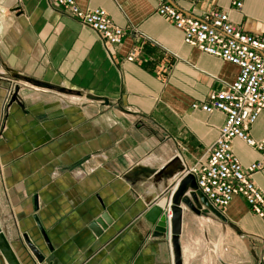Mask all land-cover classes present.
Masks as SVG:
<instances>
[{
	"label": "crops",
	"instance_id": "1",
	"mask_svg": "<svg viewBox=\"0 0 264 264\" xmlns=\"http://www.w3.org/2000/svg\"><path fill=\"white\" fill-rule=\"evenodd\" d=\"M231 2L178 7L197 18L225 10L241 32L264 35V0H245L242 11ZM76 3L105 10L126 31L122 44L109 45L47 0H0V228L21 264H39L24 234L42 264H175L171 234L155 238L146 215L167 201L171 230L169 198L206 160L225 122L192 105L231 86L239 69L186 45L183 32L158 15L156 0ZM248 134L264 142V112ZM233 150L244 165L259 159L240 140ZM174 158L175 169L161 174ZM253 181L264 194V172ZM193 205H180L182 264H264V219L242 198L219 211L223 219ZM0 264H7L1 253Z\"/></svg>",
	"mask_w": 264,
	"mask_h": 264
},
{
	"label": "built area",
	"instance_id": "2",
	"mask_svg": "<svg viewBox=\"0 0 264 264\" xmlns=\"http://www.w3.org/2000/svg\"><path fill=\"white\" fill-rule=\"evenodd\" d=\"M52 1L53 7L99 34L109 45L122 44L126 31L115 25L105 10H83L76 0ZM200 1L156 0L157 13L183 32L186 45L236 66L239 73L227 89L212 92L205 102L192 105L193 110L207 114L222 113L225 122L206 160L187 173L196 178L199 191L218 212L240 197L253 215L264 219V194L253 181L255 175L264 172V142L253 140L248 134L264 112V35L256 37L241 32L225 10L213 9L197 18L185 15L178 7L181 2L196 5ZM244 1L232 0V8L242 11ZM139 51L134 49L128 61L133 62ZM234 140L255 149L259 159L249 165L242 164L234 153Z\"/></svg>",
	"mask_w": 264,
	"mask_h": 264
},
{
	"label": "water",
	"instance_id": "3",
	"mask_svg": "<svg viewBox=\"0 0 264 264\" xmlns=\"http://www.w3.org/2000/svg\"><path fill=\"white\" fill-rule=\"evenodd\" d=\"M19 88L16 89L18 93ZM16 95L13 99L15 101ZM178 162L177 158H174L163 170L161 174H166L171 169H175ZM191 191L190 198L185 197L188 191ZM171 199V213H172V220H171V230L169 225V214H168V202H160L159 205H154L150 211L146 215L147 221L154 226V237H170L173 252H174V263L175 264H182V255H181V247H180V235L182 230V215L183 211L180 208V205L183 203L189 210L195 211V206L193 203L200 208L204 206L207 210L211 211L218 217L222 218L220 212H218L207 200V198L199 191L196 178L192 175L187 173L177 185L176 190L170 196L169 201ZM160 206V207H159ZM35 207H37V199H35ZM223 219V218H222ZM36 222L37 228L43 238L44 243L46 246L52 251L51 242L45 233L38 217H34ZM22 243L27 248V250L33 255L34 259L39 263H44V257L42 256L39 249L36 245L31 241L28 234H24L22 237ZM0 253L5 259L7 264H21L17 255L15 254L11 244L9 243L6 235L0 228Z\"/></svg>",
	"mask_w": 264,
	"mask_h": 264
},
{
	"label": "rangeland",
	"instance_id": "4",
	"mask_svg": "<svg viewBox=\"0 0 264 264\" xmlns=\"http://www.w3.org/2000/svg\"><path fill=\"white\" fill-rule=\"evenodd\" d=\"M47 2H49V5L50 7L52 8L53 5H52V0H47ZM19 84L23 85V86H27L29 88H38V89H41V90H45V91H50V92H54V93H57L59 95H65V96H75V97H79L80 94L82 93H77L75 91H72L70 89H60L58 87H53V86H50L48 84H38V83H26L23 81H18ZM18 84L17 87L20 88V85ZM15 92V89H13V87H11V93H14ZM25 248V246H24ZM25 250H27V248H25Z\"/></svg>",
	"mask_w": 264,
	"mask_h": 264
}]
</instances>
